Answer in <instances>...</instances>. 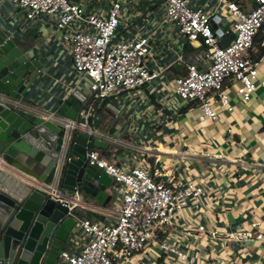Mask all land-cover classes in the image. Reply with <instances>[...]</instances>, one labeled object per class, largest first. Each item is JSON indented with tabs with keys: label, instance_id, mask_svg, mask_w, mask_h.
<instances>
[{
	"label": "built area",
	"instance_id": "obj_1",
	"mask_svg": "<svg viewBox=\"0 0 264 264\" xmlns=\"http://www.w3.org/2000/svg\"><path fill=\"white\" fill-rule=\"evenodd\" d=\"M9 1L21 12L23 23L43 21L58 35L61 45L68 50L76 83L88 81L93 101H118L134 90L146 88L166 69L184 66V74L174 79V95L197 108V121L203 123L216 121L219 109L233 110L227 89L247 103L257 86H264V79H259L257 54L260 51L256 45L260 34L264 38V0H252L248 11L232 0H219L212 10L193 8L189 0H162V22L173 27L184 42L191 46L196 44L203 52L200 63H189L178 53L163 68L158 65L164 52L160 48L165 50L166 46L155 34L117 39L120 22L124 21L120 0ZM129 10L133 12L135 7ZM219 13L227 15L228 28L222 31L217 27L221 34L216 35L211 20L219 17ZM77 23L86 30L74 32ZM230 34L234 38L222 46L220 40ZM260 47L264 48V39ZM149 63L158 66V71L150 69ZM55 112L56 109L47 113L46 119L62 122L71 132L83 131L101 138L98 129L88 123L90 108L85 111L84 122L65 120L63 123ZM123 156L122 164L116 165L101 158L93 149L86 153L87 165L102 170L112 179L113 191L119 195V212L113 222L90 218L77 221L74 228L82 235L77 241L79 249L62 250L57 264H132L131 258L146 249L154 254L174 255L178 258L177 264H200L195 263V257H188L181 241L168 244L163 236L169 231L179 232L171 222L183 208H189L190 212L200 210L208 188L195 183L197 180L178 179L173 166L151 173L144 166L129 164L130 157ZM74 228L67 240L70 246L74 245L71 242L76 236ZM181 230L190 232L191 229ZM191 232L199 238L216 234L212 230L205 232L203 225ZM238 239L264 242V234L242 233ZM167 264H172L170 259Z\"/></svg>",
	"mask_w": 264,
	"mask_h": 264
},
{
	"label": "crops",
	"instance_id": "obj_2",
	"mask_svg": "<svg viewBox=\"0 0 264 264\" xmlns=\"http://www.w3.org/2000/svg\"><path fill=\"white\" fill-rule=\"evenodd\" d=\"M155 1L156 3L152 0H126L129 5L128 10L132 6L135 7V11L129 10L131 12L129 21L132 22L131 26L136 32L131 35L137 33V35H145V31L139 28L140 24H137L140 20L149 25L146 33L155 34L159 40L166 43L161 58V63L166 66L175 54L180 53L184 56L186 46L190 44L182 39L175 50L173 42H176L179 37L173 27L164 24L161 20L162 10L159 11V9L162 7V0ZM232 1L241 4L244 11L252 7L251 5L245 10L241 2ZM189 2L195 8L212 10L218 5L219 0H189ZM20 15L21 12L14 9L9 0H0V26L21 52L30 59L37 60L42 66L36 84L26 94L31 101L26 106L31 110L47 114L54 109L57 110L75 90L89 97L91 93L88 81L76 83L68 50L61 45L58 35H55L43 21L35 24L23 23ZM218 16L219 22L222 19L226 21V14L219 13ZM196 46V44L191 46L188 54H191L193 60L196 59L194 62L200 63L201 56L199 58L198 55L202 51ZM261 49L263 47L258 48L259 51ZM257 58L260 59L259 79H264V51L257 54ZM169 71L173 72L176 78L183 75L185 70L184 66H181L168 68L165 72ZM150 86L153 91L158 90L157 86L153 85V81L147 85V87ZM227 92L233 110L227 112L219 109V118L216 121L207 120L199 123L197 112L193 110V113H189L192 119L190 123L192 130L185 131L179 117L174 121L172 119L173 125L168 130L163 127L155 131V128L146 124L144 128L148 130L147 136H144V128L143 131H139L136 126L130 129L126 125L129 123V118L132 119V123L138 121L143 123L144 116L136 111L134 102L133 104L129 102L124 107L117 106V101H90L88 123L98 129L101 139L107 143L105 149L94 148L93 150L107 162L116 165L122 164L121 159H124V154L130 157L129 164L139 162L151 173L155 170L160 172L161 169L171 166L175 168L180 164V169L176 171L178 179L183 181L188 178L193 182L197 180L195 183L208 188V194L201 201L203 205L201 219L216 234L215 237L208 235L198 237V240L215 239L221 245H225L226 253L214 258L215 248L210 250L205 247L201 250L195 247L192 250L193 254H197L195 263L264 264L263 241L238 239L242 233L264 234V86L258 85L247 103L240 101L233 90L227 89ZM143 98H148L146 92ZM96 103L99 106L98 111L94 110ZM189 107L195 108L191 105ZM85 113V111L81 112L79 119L81 122L85 120ZM182 117L186 119V115ZM138 126L141 125L138 124ZM110 131L111 135H109ZM130 151H136L139 154L143 152L144 160L139 156L138 159L135 158L136 162H132L133 156L129 154ZM3 169L4 173L7 170L14 174L10 177L5 173L6 178H11L8 181H12L9 185V188L12 187L8 190L9 193L12 194L13 191L17 193L23 183L30 185L29 176L9 166H4ZM0 189L4 190L1 186ZM113 192L112 188L110 192L112 198L104 208L89 205L83 201L79 204L83 209L93 211L101 217V219L94 217L90 219L113 222L119 212V195ZM188 212L191 215L196 213L190 212L189 208ZM177 229L181 234L178 241L182 242L184 250L189 254L190 239L196 236L191 231L195 228H190V232ZM67 242L63 250L78 251V242L72 246ZM145 252L152 261L156 260V264H167L170 259L168 258L170 255L154 254L150 249H146ZM177 262L176 259L174 264Z\"/></svg>",
	"mask_w": 264,
	"mask_h": 264
},
{
	"label": "water",
	"instance_id": "obj_3",
	"mask_svg": "<svg viewBox=\"0 0 264 264\" xmlns=\"http://www.w3.org/2000/svg\"><path fill=\"white\" fill-rule=\"evenodd\" d=\"M217 21L219 17H213L211 26L220 35L217 27H228L224 19L216 26ZM233 38L230 34L220 44L226 46ZM190 50L187 45L184 58L193 63ZM41 67L0 26V174L5 175L3 168L9 166L30 177V185L21 184L14 195L0 189V264H57L76 222L101 219L83 209L80 201L104 208L112 198V179L86 162L89 150L105 149L107 143L83 131L66 130L62 122L26 106L31 102L26 94ZM93 99L75 90L55 115L63 123L78 122Z\"/></svg>",
	"mask_w": 264,
	"mask_h": 264
},
{
	"label": "rangeland",
	"instance_id": "obj_4",
	"mask_svg": "<svg viewBox=\"0 0 264 264\" xmlns=\"http://www.w3.org/2000/svg\"><path fill=\"white\" fill-rule=\"evenodd\" d=\"M241 2L245 8V10L248 9L252 5V0H237ZM152 2L156 3L155 0H152ZM102 4V2H100ZM120 5H121V18H124V21L121 20L119 29L116 34L120 33L117 36V39L124 40V39H129L131 33H136L134 32V27H132V22L129 21L131 17V12L128 10L129 5L126 3V0H120ZM137 5V4H136ZM193 8H195L193 6ZM162 10L159 9V11ZM126 19V21H125ZM137 24H140L139 28H141L143 31H145V35H149V32L146 33V31L149 29V25L147 26L143 20H140ZM86 30L84 25L80 24H75L74 26V32L77 31H82L84 32ZM138 34V33H137ZM173 35V34H172ZM174 36V35H173ZM175 37V36H174ZM263 35L260 34L257 39H256V45L258 48H260L262 40H263ZM182 42V39L178 38L176 42H173L174 48L176 50L177 46ZM166 44V43H164ZM161 51H164V48H160ZM175 50L173 54L175 53ZM159 67H165L164 63H161V60H159L158 63ZM150 69L153 71H158V66L149 63ZM173 72L169 71L168 73L165 72L161 76H159L156 80L153 81V85L157 86L158 90L153 91L150 87L146 88H141L134 90L130 92L128 95L122 96L120 99L117 101V106H124L130 102V104H133L132 102L135 103V109L136 111L140 112L141 115L144 116L143 123L142 121H138L135 123H132V119L129 118V123L126 124L128 128L131 129L132 126H136L139 131H143V128L146 126V124H149L153 128H155V131L158 130L159 128H165L166 130L171 129V126L173 125V121L179 117L181 119L179 121L183 122L182 126L185 131H190L192 130V119L190 118L191 115L189 113H193V110H196L198 114L197 109H193L192 107H189L190 105H187V103L181 102L175 95L174 91L176 89V85L174 82L175 76L172 74ZM148 94V98L144 99L143 95L144 93ZM137 99V100H136ZM129 100V101H127ZM131 100V101H130ZM114 104V103H113ZM99 105H101L99 103ZM98 104H94V110L98 111ZM221 110V109H220ZM188 111V114H187ZM219 110H218V115H219ZM145 113V114H144ZM183 115H186V119L182 117ZM185 121V122H184ZM141 125L140 127L138 126ZM148 135V130L144 128V136ZM129 154L133 156V161L136 162L135 158L138 159L139 156L144 160V153L141 152L140 154L136 151H130ZM136 164L140 167L143 166L139 162H136ZM175 169H180V164L175 166ZM120 187V185H119ZM114 193V192H113ZM116 193V192H115ZM118 195V193H116ZM211 201L210 196L208 197ZM201 213H203V205L200 204V210L193 215H191L188 212V208H183L180 212H178L174 219L171 222V225L174 226L175 228H180V229H190V228H196L200 223L203 225L205 228V232L210 231V227L206 226V224L203 222L201 219ZM196 222V223H195ZM200 222V223H199ZM74 231H76V236L71 238L72 243H77L78 239L82 235L77 234V230L74 228ZM181 234L178 231H169L163 236V240L167 242L168 244H173L174 240L178 241L179 236ZM189 239V238H188ZM190 253L187 254L189 256H194L196 258L197 254H193L192 250L197 247L199 249H204L205 247L208 249H214V258L217 257L218 255L220 256L221 254L226 253V247L225 245H221L218 241L215 239L212 240H207L203 239L202 241L198 240L197 236H193V238L190 239ZM168 258L171 259L172 264H174V261L178 258H176L174 255H170ZM197 259V258H196ZM132 264H156V260L152 261L146 254L145 251L140 252L136 254L134 257L131 258Z\"/></svg>",
	"mask_w": 264,
	"mask_h": 264
},
{
	"label": "bare ground",
	"instance_id": "obj_5",
	"mask_svg": "<svg viewBox=\"0 0 264 264\" xmlns=\"http://www.w3.org/2000/svg\"><path fill=\"white\" fill-rule=\"evenodd\" d=\"M6 172L5 173H7V174H9L8 176H12V175H14L12 172H10V171H7V170H5ZM6 174V175H7ZM6 175H4V174H0V186L2 187V188H4V190H2V191H5V192H7V193H9L8 192V190H10V189H12V187L11 188H9V185L12 183V181L11 180H9L8 181V179H11V178H6ZM16 177H17V175H16ZM18 178V177H17ZM15 194V191H13V193L11 194V193H9V195H14Z\"/></svg>",
	"mask_w": 264,
	"mask_h": 264
},
{
	"label": "trees",
	"instance_id": "obj_6",
	"mask_svg": "<svg viewBox=\"0 0 264 264\" xmlns=\"http://www.w3.org/2000/svg\"><path fill=\"white\" fill-rule=\"evenodd\" d=\"M263 51H264V48H263V49H261V51H260V54H261V53H263Z\"/></svg>",
	"mask_w": 264,
	"mask_h": 264
}]
</instances>
